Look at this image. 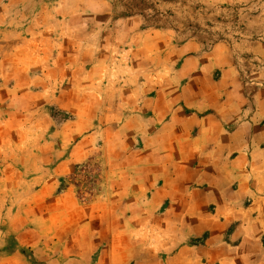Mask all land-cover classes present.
I'll return each instance as SVG.
<instances>
[{
  "label": "rangeland",
  "instance_id": "1",
  "mask_svg": "<svg viewBox=\"0 0 264 264\" xmlns=\"http://www.w3.org/2000/svg\"><path fill=\"white\" fill-rule=\"evenodd\" d=\"M76 1L0 0L12 5L0 17V181L6 183L0 188L6 200L0 202L1 235L3 228L10 236L33 233L47 222L42 212L54 210L35 202V176L56 184L58 192L72 189L89 203L92 217L102 210L124 212L102 193L106 169L141 165L131 150L159 126L149 120L153 109L145 106L141 85L170 77L184 56L183 44L205 52L216 43L226 47L244 80L264 67L258 55L264 51V0ZM98 5L106 12H96ZM131 34L140 38L137 52L127 44ZM151 47L155 53L146 58ZM131 81L136 89L129 91ZM56 205L68 215L63 222L70 230V203ZM118 223L120 235L113 230ZM106 225L107 242L121 245L130 258L153 245L148 219ZM34 235L25 240L30 259L39 257ZM6 244L12 252V238Z\"/></svg>",
  "mask_w": 264,
  "mask_h": 264
},
{
  "label": "crops",
  "instance_id": "2",
  "mask_svg": "<svg viewBox=\"0 0 264 264\" xmlns=\"http://www.w3.org/2000/svg\"><path fill=\"white\" fill-rule=\"evenodd\" d=\"M11 8L0 3V17ZM96 12L105 13L104 5ZM137 38L128 36L131 50H137ZM150 49L146 58L155 53ZM180 50L184 56L170 77L141 85L144 104L153 109L149 120L159 124L131 150L141 165L106 169L102 193L124 212L102 210L92 217L89 203L72 189L58 192L56 184L35 176V202L54 207L42 212L47 222L33 231L39 257L25 253L32 232L10 236L3 228L0 264H264V67L244 80L236 57L219 43L207 52L191 43ZM258 55L264 61V51ZM159 73L165 75L163 68ZM132 84L127 90L136 89ZM62 201L70 203V230L63 222L68 215L57 210ZM140 218L150 222L153 242L145 255L133 251L130 258L102 235L111 220ZM113 230L120 235L121 225Z\"/></svg>",
  "mask_w": 264,
  "mask_h": 264
}]
</instances>
